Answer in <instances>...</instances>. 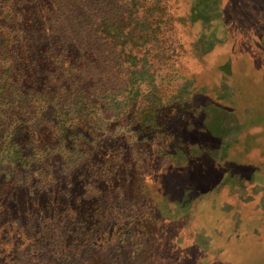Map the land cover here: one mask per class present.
<instances>
[{
	"label": "rangeland",
	"instance_id": "rangeland-1",
	"mask_svg": "<svg viewBox=\"0 0 264 264\" xmlns=\"http://www.w3.org/2000/svg\"><path fill=\"white\" fill-rule=\"evenodd\" d=\"M100 2L124 25L123 9L146 13L154 39L136 32L124 51L102 36L85 89H66L85 95L83 118L56 107L63 73L45 70L49 46L37 52L14 94L28 101L16 139L26 153L78 150L0 172V264H264V0Z\"/></svg>",
	"mask_w": 264,
	"mask_h": 264
},
{
	"label": "trees",
	"instance_id": "trees-1",
	"mask_svg": "<svg viewBox=\"0 0 264 264\" xmlns=\"http://www.w3.org/2000/svg\"><path fill=\"white\" fill-rule=\"evenodd\" d=\"M132 3L134 1L127 2L124 6L128 5L130 8ZM100 5V0H0V172L6 168L17 170L19 167H29L36 162L40 163L48 158L51 155L50 153L62 152L64 155L72 156L78 150L77 147L74 149L73 146L69 147L68 140V142H61V148L56 151L34 149L31 153H26L21 142L16 139L24 129V124L20 120V110L24 109V105H27L28 101L24 99L17 101L14 96L15 90H17L21 81L26 78V75L33 71V67H41L36 57L38 56L37 52L41 51L42 47H50L49 54L46 53L45 62L47 67H44L45 70L50 69L51 63H54L59 66L63 73V77L59 76L60 83L57 89L62 91V93H59L62 97L59 98L56 107L61 106L62 108V101L64 103L69 102V106L65 107L67 108L66 115L70 116L71 112H75L78 117L83 118L85 117L84 114L89 112L85 95L78 93L70 101L66 89L69 87L70 92L73 88H79L80 91L85 89L84 81H81L83 80V68L85 67L83 58L87 55V58L92 56L94 52L99 55L101 45L99 41L101 42L102 36L106 33L105 35L110 44H113L112 47L123 46L124 51H131L129 46L133 47L132 43L136 37V32H139L138 36L141 39H154L151 33L146 31L148 25L146 13L143 18L138 19L127 12V9H123L127 13V17L129 16L126 20L128 24L124 25L121 17L117 16L116 18L112 14H104ZM90 11L94 16L90 17ZM56 26L60 27L59 29L69 36V28H75V32L84 35V38L70 44V41L66 40L64 44L63 38L66 37V34H60L56 30ZM125 27L133 28L125 34H118L119 30L123 31ZM80 28L82 31H78ZM84 30L85 33H83ZM156 37H158V34ZM85 40L87 42L83 44ZM92 43L94 46H92ZM127 46L129 50L126 49ZM114 57L109 60L110 65L115 63L121 72L128 73L129 79H135L137 73L133 70V66L129 64L126 67L123 64L125 63L124 60L117 53ZM130 59L132 60L131 57ZM66 66L68 67L66 68ZM45 70H43L44 73ZM127 85H132V82L129 80ZM183 85L189 93L192 83L188 81ZM113 90L115 89L113 88ZM178 98L179 96H176V99ZM107 99L111 106L116 103L120 104L119 100L113 95L107 96ZM155 100L157 99H149L148 102L152 103ZM94 117L97 118V115H94ZM99 117L98 124L104 123L102 116ZM101 127L106 130L103 128L104 126ZM152 127L154 126L150 122L145 121L140 128L150 129ZM133 133L137 136V132ZM29 134L32 135L31 138L40 136L38 132L34 131H29ZM114 135H116V132ZM79 137L81 136H77V141L81 140ZM6 180L7 177H4L3 181Z\"/></svg>",
	"mask_w": 264,
	"mask_h": 264
}]
</instances>
